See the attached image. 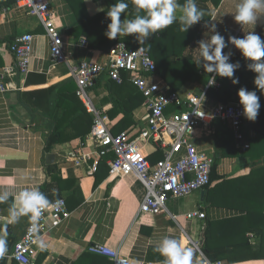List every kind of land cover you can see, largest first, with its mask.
<instances>
[{
	"label": "crops",
	"instance_id": "0c3cea01",
	"mask_svg": "<svg viewBox=\"0 0 264 264\" xmlns=\"http://www.w3.org/2000/svg\"><path fill=\"white\" fill-rule=\"evenodd\" d=\"M4 1L9 0H0V5ZM10 1L7 6L0 7V73L7 84L6 90L0 92V195L8 193L7 199L0 202V237L6 240L7 252L3 257L7 258V264H11L9 254L14 241L21 236L31 220L29 215H18L15 220L11 219L12 212H19L16 197L24 189L36 188L41 193L44 183L51 179L48 165L57 167L60 181L49 189L47 195L63 197L70 217L43 235V248L37 254L36 264H113L105 256L88 252L87 247L92 243L118 249L128 259V264H163L164 258L156 249L164 237L185 241L186 246L193 250L191 264L217 261L222 264H264V155L252 158L247 151L232 145V154L220 156L216 153L217 145L230 140L229 132L232 130L228 122L216 119L210 125L196 128L192 136L196 151L213 156L214 174L218 178L210 182L209 188L194 191L184 197L170 198L166 212L161 214L139 211L144 195L141 183L132 174L109 176L110 155L96 158L98 147L87 139V134L83 139L74 138L54 144L50 151L46 149L53 126L48 118V88L71 76L66 65L52 63L49 37L37 17L28 14L27 9L16 0ZM175 2L176 19L181 20L189 0ZM240 2L194 0L203 15L189 27L191 32L197 33L195 27L199 26L197 41L188 44L182 52V55L191 59V63H188L190 70H178L177 66L184 64L169 70V76L175 84L173 91L182 96L203 95L202 108L205 111H211L222 101L207 93L209 87L219 85L215 78L216 71H207V66H214L215 63L209 61L205 65L203 62L193 64L194 61L205 59L201 44L209 45V54L214 55L215 45L211 44V38L219 34L225 44L221 49L222 56L228 52L237 55L241 50L231 43V38H245L249 33L261 35L264 31V13H257L258 19L253 24H239L234 20L236 6ZM48 3L53 12V23L62 36L68 60L104 62L107 52L102 47L90 48L85 34L76 36L72 32L80 24L73 9L80 8L81 16L93 17L102 12L99 9L105 10L108 2L48 0ZM120 18L121 21L128 20L127 11ZM90 29L99 32L102 26L92 24ZM24 33L33 35L29 71L18 73L10 45L17 36ZM182 34L190 36L185 29ZM129 35L118 34L115 39L126 43L124 39ZM81 37L85 38L86 44L80 43ZM136 39L139 40L138 34ZM250 60L241 56L233 63L238 65L233 68V75L242 78L238 80L254 77V73L250 74L244 69V63ZM124 73L127 79L123 80L121 75L120 82L114 81L106 73L102 74L93 83L90 95L95 105L104 110L108 117L109 112L116 113L114 117H109L113 134L119 133L114 132V129L120 127L121 131H128L136 138L139 137L140 128L145 126L147 111L144 98L138 101L140 95L129 80V73ZM213 77L217 85L213 83L209 86L208 81ZM152 79L172 89L162 71L156 70ZM114 100L125 103L126 108L131 109V121L115 124L123 118V111L119 106L113 108ZM244 130L249 143L256 140V128L247 124ZM261 133L264 136L263 128ZM224 134H229V137ZM141 143L151 163L163 158V150L155 143L143 140ZM182 152L183 149L178 151ZM49 154H52V160H49ZM198 211L204 212V219L194 215ZM208 223H211L206 242L209 248L234 245L244 237L248 238L251 248L243 251L236 249L233 253L220 255L218 260L210 261L208 248L202 247ZM252 251L259 255L250 258ZM242 253L248 258L242 259Z\"/></svg>",
	"mask_w": 264,
	"mask_h": 264
},
{
	"label": "built area",
	"instance_id": "2783aa9c",
	"mask_svg": "<svg viewBox=\"0 0 264 264\" xmlns=\"http://www.w3.org/2000/svg\"><path fill=\"white\" fill-rule=\"evenodd\" d=\"M37 17L49 37L51 61L68 67L76 83V95L92 116L87 139L98 147L96 158L107 157L108 174L111 177L134 175L144 188L139 211L161 214L167 210L170 198H180L204 190L210 183L214 158L202 151H196L192 142L194 130L210 125L216 119L228 122L233 132L235 146L244 151L249 143L242 131L246 118L239 101L217 103L211 111H205L198 101L201 95H179L165 83L152 79L156 66L143 46L127 47L123 41H115L107 52L104 62H70L63 48V39L53 23V12L48 0H16ZM33 35L17 36L10 45L15 68L18 73H27ZM81 44H86L81 37ZM121 71L129 73V80L141 92L146 107L145 126L140 128L139 137L128 131L113 134L107 113L99 109L92 100L90 89L102 74L106 73L116 82L121 81ZM217 85V82H214ZM7 84L0 73V92ZM151 141L163 150V158L151 163L142 148L141 141ZM183 149L182 153H178ZM204 219L203 211L194 213ZM70 217V211L63 197L49 201L39 218L26 225L21 236L14 241L9 256L18 264H36L37 254L42 250L43 235L58 227ZM42 245V246H41ZM195 247L199 249L198 244ZM88 252L102 255L113 264H128V259L118 249L101 243H92ZM208 264H222L221 261ZM144 264V263H139Z\"/></svg>",
	"mask_w": 264,
	"mask_h": 264
},
{
	"label": "trees",
	"instance_id": "16d2710c",
	"mask_svg": "<svg viewBox=\"0 0 264 264\" xmlns=\"http://www.w3.org/2000/svg\"><path fill=\"white\" fill-rule=\"evenodd\" d=\"M108 2V7L100 12L98 15L93 17H85L81 16V9H73L74 12H76L77 18L80 22L73 30L72 32L76 34V36H79L80 34H85L87 39V45L88 47L92 48L93 46H100L102 47L105 52H108L112 44L117 41L116 39H109L106 35L107 32V25L110 23L109 18L107 17V11L108 9L117 2V0H106ZM11 1H4L0 5L7 6ZM124 3L128 5V7L125 9L128 13V20L134 19L136 16H146L147 12L146 10H140L137 9V7L134 4V0H123ZM92 24H98L102 26V29L97 32L95 30H91L90 27ZM190 26H187L185 28L183 21L181 20H175L173 24L168 26L167 28H164L160 31L150 33L147 37L143 38V43L140 42V39L137 40L136 36L137 34H130L127 36L124 40L126 41V45L129 48L136 47L138 45H143L148 54L152 59L155 60V66L157 67L155 69L164 74L165 78L167 79L168 84L172 87L171 90L175 88V84L171 80L169 76V70L171 68L176 69V65L178 64H184L182 66H177L178 70L181 72L189 71V64L191 63V59L187 58L185 55H182L183 50H185L186 46L192 42L197 41V35L199 31V26L197 25L195 28L197 30L196 32H191L189 30ZM264 28V27H263ZM184 29L187 33H190V36L186 37V34H182L184 32ZM261 37L262 42H264V31L259 35ZM97 41H94V40ZM94 41V42H93ZM106 41L102 43V42ZM96 42V43H95ZM94 44V45H93ZM171 44H174L170 49L168 48ZM241 56H244L241 52L236 55V53L228 52L225 57L227 59L225 60V63L233 65L236 59H240ZM201 60V61H200ZM198 61H194V65L196 62H203L209 63V60L200 59ZM213 64H216L215 60H212ZM255 63H264V57L261 58L260 61H253L250 60L248 63H244V69L249 72L250 74L254 73V77L247 79V80H238L242 79L239 77H236L237 75H233L231 77H224L220 76L216 72V80H218V86L213 88H208V94L212 95L214 98L221 100L222 102H230V101H239L238 98V91L241 88L246 89L247 91H255L256 95L258 96L259 100L258 103L260 104L259 108V114L255 121H249L246 119L245 124L242 126V131L245 135L244 128L247 127V124L256 128V140L254 141H248L249 148L246 149L249 153V155L252 156V158H255L254 156H261L264 155V136L261 133V129H264V88L258 87L254 81L256 78L260 76V73L256 72L254 70V64ZM205 65V64H204ZM212 65V64H211ZM181 67V68H180ZM166 70V71H164ZM121 75L123 76V80H126L124 71H121ZM233 81H236L233 83ZM137 90V88H136ZM45 91V89L43 90ZM49 96H48V102H49V115L48 118L51 120L53 126L51 129V132L47 138L46 143V149L48 151L51 150L52 146L54 144L63 142V141H70L74 138H80L83 139L85 134H87L90 130L91 124H92V116L89 114L82 102L79 100V98L76 95V84L72 77L66 78L53 86L48 88ZM138 94L140 95L139 100H142L143 97L141 93L137 90ZM138 97V95H136ZM113 108H117L118 106L123 111V118L120 119L117 124L125 123L127 120L131 121V109H127L125 106V103L114 100L113 101ZM115 112L111 113L109 112V117L112 118L115 116ZM122 128L115 127L114 132L121 131ZM230 133V140L224 142V144H220L216 146V153L220 154V156H225L227 154H232L231 151V145L235 147V140L232 132ZM225 136L229 137V134H224ZM245 138L247 136L245 135ZM248 139V138H247ZM252 142V143H251ZM237 148V147H235ZM215 157V156H214ZM216 158V157H215ZM106 158H104L105 160ZM214 165H212V170L210 173V182L217 179L218 177L214 174ZM99 166V165H98ZM48 172L51 175V179L49 182H45L42 186L41 193L48 199L53 200L54 198L58 197V195H47V192H49V189H52L57 183L60 181V177L57 176V167L55 165H48ZM72 178V183L74 182ZM96 183V181H95ZM72 185V184H71ZM210 183L208 184L207 188H209ZM78 188V184L76 185ZM58 194V193H57ZM205 241L204 245L202 246L203 249H207V255L210 258V261L218 260L220 255H227L230 253H233L234 250L240 249L243 251L244 249L251 248L250 243L247 237H244L242 241L234 244V245H225L220 246L218 248H209L207 246V239L209 238V230H211V223H208V225L205 227ZM208 230V233H207ZM257 233H261L258 230H255ZM211 250H213V253L211 254ZM252 257L258 256L259 253H256L252 251L250 253ZM244 253H242V259L248 258L244 257ZM254 256V257H253ZM257 258V257H256ZM230 261H232V258H229ZM0 264H7V258L3 257L0 258ZM11 264H18L16 261L11 259Z\"/></svg>",
	"mask_w": 264,
	"mask_h": 264
},
{
	"label": "clouds",
	"instance_id": "9594fccd",
	"mask_svg": "<svg viewBox=\"0 0 264 264\" xmlns=\"http://www.w3.org/2000/svg\"><path fill=\"white\" fill-rule=\"evenodd\" d=\"M134 4L137 9L146 10L147 15L121 21V14L128 7L123 0H117L108 9L107 17L110 23L107 25L106 35L109 39H115L118 34H138L140 42L143 43L144 37L167 28L176 20L177 4L175 0H134ZM99 10L103 11L102 8ZM257 13H264V0H241L236 6L234 20L239 24H253L258 19ZM202 15L203 12L196 7L194 0H189L181 20L186 28L198 22ZM231 43L240 49L245 57L253 61H260L264 57V42L257 34L249 33L245 38H231ZM211 44L215 45L214 55L209 54V45L201 44L203 56L209 61H216L214 66H207V71H216L220 76L231 77L233 68L238 65L225 63L227 57L221 54V49L225 47L223 37L219 34L213 35ZM253 67L256 72L260 73L254 83L258 87L264 88V63H255ZM214 80V77L209 79V86L214 83ZM235 82L233 81V83ZM237 95L245 118L255 121L260 108L259 98L255 91L241 88ZM204 98L201 95L198 101L199 105L203 103ZM7 196V192L0 195V202L6 200ZM16 202L19 205V212L11 213L12 220H15L18 215H29L30 219L35 222L41 211L49 207V201L36 188L22 190L16 197ZM156 251L164 258L163 264H191L192 262L193 250L187 247L186 242L181 239L164 237ZM6 252V240L0 237V258H3Z\"/></svg>",
	"mask_w": 264,
	"mask_h": 264
},
{
	"label": "water",
	"instance_id": "95a60500",
	"mask_svg": "<svg viewBox=\"0 0 264 264\" xmlns=\"http://www.w3.org/2000/svg\"><path fill=\"white\" fill-rule=\"evenodd\" d=\"M48 158H49V160H52V158H53L52 154H49V155H48ZM202 193H203V192H202Z\"/></svg>",
	"mask_w": 264,
	"mask_h": 264
}]
</instances>
